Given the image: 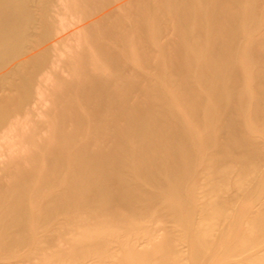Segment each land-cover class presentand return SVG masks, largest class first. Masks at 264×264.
<instances>
[{"label": "bare ground", "instance_id": "bare-ground-1", "mask_svg": "<svg viewBox=\"0 0 264 264\" xmlns=\"http://www.w3.org/2000/svg\"><path fill=\"white\" fill-rule=\"evenodd\" d=\"M15 145L1 260L264 264V0H0Z\"/></svg>", "mask_w": 264, "mask_h": 264}, {"label": "rangeland", "instance_id": "rangeland-1", "mask_svg": "<svg viewBox=\"0 0 264 264\" xmlns=\"http://www.w3.org/2000/svg\"><path fill=\"white\" fill-rule=\"evenodd\" d=\"M73 19H75V18H72V20ZM63 75L66 76V73H63ZM51 106L52 105L50 104V102L47 101L46 105L44 106V109L46 110L48 108H51ZM12 146H9V148L8 147L5 148V146H3L2 147L3 149L1 148V150H3V151H1V153H0V169H7L9 166H14L15 165V162L12 159H10L11 158L10 156H12L14 154L16 155L18 153L17 150H15V149L19 150V148H18L19 146L15 145L16 147L14 146V149H13ZM12 163H13V165H12ZM7 182H8V179L6 177H3L2 184L4 185ZM0 264H12V262L9 259H4V260L0 259Z\"/></svg>", "mask_w": 264, "mask_h": 264}]
</instances>
